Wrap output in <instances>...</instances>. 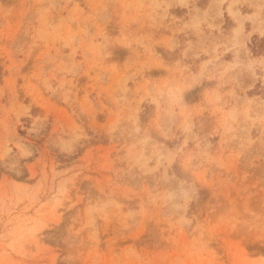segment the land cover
Instances as JSON below:
<instances>
[{
	"label": "rangeland",
	"instance_id": "374dc122",
	"mask_svg": "<svg viewBox=\"0 0 264 264\" xmlns=\"http://www.w3.org/2000/svg\"><path fill=\"white\" fill-rule=\"evenodd\" d=\"M224 1L0 0V264H264V57L256 105L224 61L264 33Z\"/></svg>",
	"mask_w": 264,
	"mask_h": 264
},
{
	"label": "crops",
	"instance_id": "0c3cea01",
	"mask_svg": "<svg viewBox=\"0 0 264 264\" xmlns=\"http://www.w3.org/2000/svg\"><path fill=\"white\" fill-rule=\"evenodd\" d=\"M225 3L221 4V11H225V15L228 16L227 22L230 23L229 28V34H232L233 30L237 29L245 34L246 26L250 28V33H255L261 35L264 33V30L259 31L264 26V15L258 10H256L255 5H251L248 0H239L236 2L234 6H232L231 11L234 15H229L225 8L229 5V0L224 1ZM212 3V0H206L205 6ZM204 6V8H205ZM191 19V16L186 19V22H189ZM219 21L225 23V16L224 13L221 12V18H217ZM221 48H217L216 51L221 52ZM228 58L224 60L227 62L230 67H232V71L229 72L228 78H232V90H233V100L240 99L243 100L242 102L244 104L248 103L250 105H256L260 104L262 101V95L253 92L250 94L248 91L251 90L254 85L259 82L260 79H257L252 74H247L244 70L248 66L250 62L253 63V70L258 66V64H261L263 61L262 56H256L252 57V54L250 53V50L248 49V45L246 44V40H244L243 44H234L230 49H227ZM219 55V54H218ZM205 61V60H202ZM259 68V67H258ZM256 73V71H255ZM259 76L258 78H262V76ZM206 80V79H205ZM246 81V85L245 82ZM203 81V79H201ZM261 84H264V81H261ZM211 85V84H210ZM217 84L212 85L211 87H216ZM212 88H210L209 91H211ZM230 89V90H231ZM223 90V89H222ZM228 90V91H230Z\"/></svg>",
	"mask_w": 264,
	"mask_h": 264
}]
</instances>
